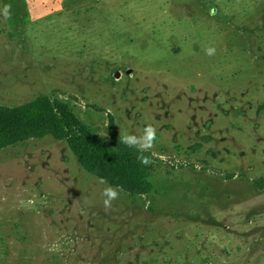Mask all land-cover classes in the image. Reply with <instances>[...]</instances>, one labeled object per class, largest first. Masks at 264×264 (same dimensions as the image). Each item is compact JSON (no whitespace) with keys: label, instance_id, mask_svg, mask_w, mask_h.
<instances>
[{"label":"rangeland","instance_id":"374dc122","mask_svg":"<svg viewBox=\"0 0 264 264\" xmlns=\"http://www.w3.org/2000/svg\"><path fill=\"white\" fill-rule=\"evenodd\" d=\"M41 96L154 126V190L105 210L66 141L3 149L0 264H264V0H0V106Z\"/></svg>","mask_w":264,"mask_h":264},{"label":"trees","instance_id":"16d2710c","mask_svg":"<svg viewBox=\"0 0 264 264\" xmlns=\"http://www.w3.org/2000/svg\"><path fill=\"white\" fill-rule=\"evenodd\" d=\"M109 142L99 141L89 130L79 125L73 114L60 101L47 96L15 108L0 106V151L32 139L51 136L66 141L84 171L107 185L131 196H147L153 190L149 180L152 165H143L135 148L121 142L115 120L108 117ZM143 155L151 157L150 153ZM264 188V183L261 184Z\"/></svg>","mask_w":264,"mask_h":264},{"label":"clouds","instance_id":"9594fccd","mask_svg":"<svg viewBox=\"0 0 264 264\" xmlns=\"http://www.w3.org/2000/svg\"><path fill=\"white\" fill-rule=\"evenodd\" d=\"M5 14H7V9H5ZM210 14L215 15V9L210 10ZM215 48L209 47L205 49L206 55H214ZM157 129L148 124L143 129V134L140 136L126 134L121 136V142L130 148H135L139 155L137 159L145 166L151 163V160L148 156L143 155V153L152 150L155 146V141L157 139L156 136ZM155 155V153H153ZM99 183L107 185V180L105 178H100ZM102 195L104 197L103 206L105 210H108L112 207V202L119 199L120 191L118 188H113L112 186H106L103 189Z\"/></svg>","mask_w":264,"mask_h":264},{"label":"water","instance_id":"95a60500","mask_svg":"<svg viewBox=\"0 0 264 264\" xmlns=\"http://www.w3.org/2000/svg\"><path fill=\"white\" fill-rule=\"evenodd\" d=\"M116 77H119V74H117V76Z\"/></svg>","mask_w":264,"mask_h":264}]
</instances>
